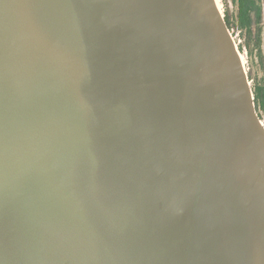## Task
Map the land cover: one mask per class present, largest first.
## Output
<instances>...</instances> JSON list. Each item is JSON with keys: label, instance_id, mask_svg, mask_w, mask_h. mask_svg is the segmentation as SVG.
Instances as JSON below:
<instances>
[{"label": "water", "instance_id": "95a60500", "mask_svg": "<svg viewBox=\"0 0 264 264\" xmlns=\"http://www.w3.org/2000/svg\"><path fill=\"white\" fill-rule=\"evenodd\" d=\"M0 264H264V122L217 0H0Z\"/></svg>", "mask_w": 264, "mask_h": 264}, {"label": "trees", "instance_id": "16d2710c", "mask_svg": "<svg viewBox=\"0 0 264 264\" xmlns=\"http://www.w3.org/2000/svg\"><path fill=\"white\" fill-rule=\"evenodd\" d=\"M232 2L236 5L237 12L233 14L226 1L224 18L229 29L237 27L244 38L245 43L238 45L240 52H244L245 45L249 48H260L264 25L263 0H232ZM247 72L249 80H254L251 70L249 69ZM252 89L257 112L264 121V116L260 113V107H264V86L254 82Z\"/></svg>", "mask_w": 264, "mask_h": 264}, {"label": "rangeland", "instance_id": "374dc122", "mask_svg": "<svg viewBox=\"0 0 264 264\" xmlns=\"http://www.w3.org/2000/svg\"><path fill=\"white\" fill-rule=\"evenodd\" d=\"M226 1L228 2L229 8L233 14H236L237 8L236 5L232 2V0H217L221 11L224 14V10L226 8ZM264 4V0H263ZM235 38L237 46L239 44H244V38L242 34L234 27L230 30ZM239 48V46H238ZM243 58V62L245 63L246 70H251L254 80L250 81L251 86L254 82H257L260 85L264 86V25H263V33H262V44L260 48H249L247 45L244 47V52H240ZM260 113L264 116V107H260ZM264 122V121H263Z\"/></svg>", "mask_w": 264, "mask_h": 264}]
</instances>
